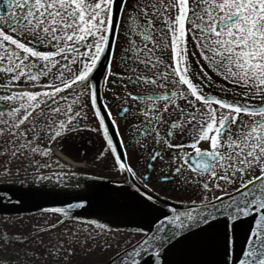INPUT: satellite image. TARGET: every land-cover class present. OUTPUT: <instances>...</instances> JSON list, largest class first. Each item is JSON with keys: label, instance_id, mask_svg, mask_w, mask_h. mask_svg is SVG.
<instances>
[{"label": "snow or ice", "instance_id": "1", "mask_svg": "<svg viewBox=\"0 0 264 264\" xmlns=\"http://www.w3.org/2000/svg\"><path fill=\"white\" fill-rule=\"evenodd\" d=\"M209 72L239 99L206 92ZM0 81V182L17 192L0 191V264H264V0H0ZM114 88L142 107L113 116ZM84 131L119 181L53 162ZM53 189L63 206L37 222L16 211ZM97 205L111 218L84 217Z\"/></svg>", "mask_w": 264, "mask_h": 264}, {"label": "flooded vegetation", "instance_id": "2", "mask_svg": "<svg viewBox=\"0 0 264 264\" xmlns=\"http://www.w3.org/2000/svg\"><path fill=\"white\" fill-rule=\"evenodd\" d=\"M124 43V38L123 36H121V44ZM137 43H141V41L139 40V38H137ZM193 50L191 43L189 44V52H191ZM117 52L119 53V47L117 49ZM192 67H193V79L195 80V73L199 71V67L195 62V59L192 60ZM195 67V70H194ZM209 75H211L213 77V80L215 81V83H213L211 86L206 87L205 91L206 92H210L212 94L221 96V98H227L228 100H235V99H239V97L233 96V94L231 92L227 93L226 96L224 93L221 92V87L220 86H226L228 88H231L228 85H225V82L222 81L219 84V81H217V78L212 75L209 72ZM197 83H199V80H196ZM24 87V85L22 86ZM31 89V88H29ZM2 90V89H1ZM3 91V90H2ZM129 92H132L133 94H140L142 92H148L151 93L152 91H154V89L151 88H136L133 87L132 85H129L128 88ZM235 91H241L240 89H236ZM115 94L117 95H123V89L121 88H114L112 89V91H108L106 89H102V104L107 103L108 107L111 109L113 116H115L117 114V112L120 110L121 107H130L131 112L135 113L137 111V109L142 107V102L141 101H132L131 98L129 97L127 100V103L124 105H118L117 104V100L115 98ZM252 103L255 104H259L260 102L258 100L256 101H252ZM144 117L140 116L138 118H133L132 115H129L127 117V121L128 123H126V121L124 119H120L118 121L119 125H120V132L123 136L124 142L125 143H129L130 141L133 143V145H135V140L132 139V137H130V133H134L135 129L131 127L132 123H135L137 125H140L141 122L143 121ZM140 141H142L143 143L148 144L149 149H151L153 147L152 143H151V137H148L147 139L143 136L138 137ZM68 139L65 138L64 141L61 142V144L58 146L57 144L53 143L52 146H55V149L57 151H61L63 154L68 155L70 157H74L73 152L76 151L78 148V145H75L73 142H68ZM73 143V144H71ZM87 145H90V142H87ZM67 146H70L72 148H69ZM202 148H207V144H202L201 145ZM90 149V148H89ZM167 151V150H165ZM185 151H188L187 149H185ZM81 154H84V150L80 153L79 157H78V161L83 162L85 161L84 159L81 160L80 156ZM130 161L132 163V166L135 168L136 167V162L137 159L139 158L141 160V162H145L147 159V153L143 154V156H140V154L138 152L133 151L131 148L129 149L128 152ZM89 165V164H87ZM89 170V166L86 167ZM91 171V170H89ZM156 174H153V179L155 180ZM112 179H120V175H118L117 173L113 172L111 173V177ZM154 187H159L161 192L167 193L169 191V189L172 187L170 184H163V185H154ZM217 195H221V193L217 192ZM172 196L175 197L176 200H187L191 197H195V193H188V192H180V191H176L175 193H171ZM209 196L211 197V193H209Z\"/></svg>", "mask_w": 264, "mask_h": 264}, {"label": "water", "instance_id": "3", "mask_svg": "<svg viewBox=\"0 0 264 264\" xmlns=\"http://www.w3.org/2000/svg\"><path fill=\"white\" fill-rule=\"evenodd\" d=\"M102 181H108V180L102 179ZM81 183L88 185V184H91L92 181L82 180ZM0 191L9 192L13 196L17 194L15 188L9 187L8 185H5V184H0ZM64 199H66V197L62 195H58L57 190L53 189L52 193L49 195L29 198L28 201L24 204V206L18 207L16 211L18 212L20 216L24 218L35 216V215H40L39 208L41 206H57V207L63 206L61 201ZM29 213H31L32 215H29ZM90 216L92 218H101V219L111 218L112 213L109 209L103 208L97 205V206H94L93 209L84 213L85 218H88ZM38 220H39L38 218H32L30 221L37 222ZM112 222L115 223L117 221L113 220ZM45 239H47L46 236H45Z\"/></svg>", "mask_w": 264, "mask_h": 264}, {"label": "rangeland", "instance_id": "4", "mask_svg": "<svg viewBox=\"0 0 264 264\" xmlns=\"http://www.w3.org/2000/svg\"><path fill=\"white\" fill-rule=\"evenodd\" d=\"M194 70H195V67H194ZM211 74L215 76L214 73H211ZM215 77L217 78V81H219V84H220L222 82V80L219 77H217V76H215ZM2 82L3 81H0V83H2ZM22 86H23V83L21 84V87ZM228 86L232 87L231 85H228ZM0 92H2L1 89H0ZM89 117L91 118L90 112H89ZM95 140H97V139H95ZM101 142H99L97 140L96 143H95V147L93 149H91V151L86 150V155L84 156V160H85V162L89 163V170L97 172L98 175H100V176H106V174L108 172H111L110 162L109 161H104V162H101V163L97 164V162H98L97 161V162L94 163L95 156H96L97 152L99 150H101V148L103 146V143H101ZM73 143H75V142H73ZM67 147H69V146H67ZM79 149L81 150V149H83V147L81 146V147H79ZM80 150L77 149L76 151L73 152L75 159H78L79 154H80Z\"/></svg>", "mask_w": 264, "mask_h": 264}]
</instances>
